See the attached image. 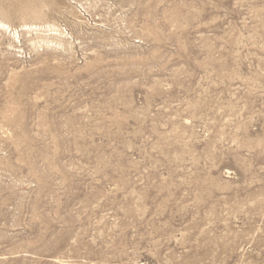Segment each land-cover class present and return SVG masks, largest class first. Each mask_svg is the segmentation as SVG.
<instances>
[{
  "label": "rangeland",
  "instance_id": "rangeland-1",
  "mask_svg": "<svg viewBox=\"0 0 264 264\" xmlns=\"http://www.w3.org/2000/svg\"><path fill=\"white\" fill-rule=\"evenodd\" d=\"M0 22V264H264V0Z\"/></svg>",
  "mask_w": 264,
  "mask_h": 264
},
{
  "label": "bare ground",
  "instance_id": "bare-ground-1",
  "mask_svg": "<svg viewBox=\"0 0 264 264\" xmlns=\"http://www.w3.org/2000/svg\"><path fill=\"white\" fill-rule=\"evenodd\" d=\"M0 27H2V28L4 27V25L1 22H0Z\"/></svg>",
  "mask_w": 264,
  "mask_h": 264
}]
</instances>
